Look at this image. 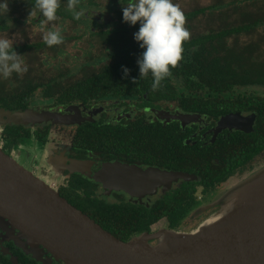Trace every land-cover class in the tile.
<instances>
[{
  "label": "flooded vegetation",
  "instance_id": "af4514ba",
  "mask_svg": "<svg viewBox=\"0 0 264 264\" xmlns=\"http://www.w3.org/2000/svg\"><path fill=\"white\" fill-rule=\"evenodd\" d=\"M93 1L77 5V11L82 13L78 20L73 18V14L69 15L71 11L67 5H60L57 19L48 22L45 28L54 31L53 24L58 21L63 42L49 47L44 39L32 35V26H42L44 22L34 7L32 12L36 14H30L34 4L26 0H8L7 14L0 15V27L4 25L6 28L3 27L0 34L8 36L4 38L13 43L28 71L22 75L13 73L7 79L0 78V109L47 111L64 119L18 124L0 121V149L17 162L16 156L22 152L33 158L31 169L18 163L46 183L50 180L48 184L62 197L115 237L101 222L115 228L113 221L109 222L100 214L97 221L90 215L97 212L96 208L113 218L110 206L130 204L149 208L153 204H161L157 210L161 217L150 223L149 230L136 231L131 237L170 228L193 231L218 209L214 205V197L225 190L228 181L262 160L264 149L235 168L223 166V159L227 162L230 154V135L252 133L256 112L228 110L215 118L211 109L205 113L184 109L183 97L156 100L145 92L131 94V86L127 84L125 87V80L121 78L112 84H103L105 78L108 80L109 68L106 66L111 61L125 60L129 56L134 58L143 49L133 39L139 22L132 26L122 22V7L131 0ZM67 23L76 32L72 36L65 35ZM82 39H86L87 44L80 49L83 50L81 53L67 51L70 42L77 44ZM129 47L133 51H127ZM96 72L102 76L100 83L89 81L93 80ZM238 112L246 116L255 115L251 128L248 125H243L244 128L219 127L223 116ZM185 115L193 118L184 121L181 117ZM222 139L226 141L223 150L220 149ZM176 140L178 144L172 142ZM167 141L176 148L167 149ZM215 144L218 150L216 155L211 154L212 163L223 166L227 175L219 182L205 185L193 168L196 158L189 157L193 155L188 151L202 150ZM239 147H243L241 139ZM209 154L210 150L207 156ZM73 163H79L81 170H74ZM108 164L134 167L139 171H182L194 178L191 181L180 179L158 193H129L110 188L98 179ZM230 169H233L232 173H229ZM174 193L178 200L175 201L178 207L176 215L180 217H176L178 222L171 227L168 217L175 212V207L169 210H163V207L174 205L168 198ZM149 242L155 245L157 240ZM0 264L65 263L0 216Z\"/></svg>",
  "mask_w": 264,
  "mask_h": 264
},
{
  "label": "water",
  "instance_id": "95a60500",
  "mask_svg": "<svg viewBox=\"0 0 264 264\" xmlns=\"http://www.w3.org/2000/svg\"><path fill=\"white\" fill-rule=\"evenodd\" d=\"M254 118L229 113L218 125L251 128ZM63 119L47 111L0 109L2 122ZM81 168L73 163L74 170ZM101 175L98 179L110 188L149 194L194 178L182 171H139L120 164L106 165ZM216 203L219 208L209 217L233 209L209 228H202L206 218L191 232L160 230L122 241L0 149V216L65 264H264V162L230 179Z\"/></svg>",
  "mask_w": 264,
  "mask_h": 264
},
{
  "label": "trees",
  "instance_id": "16d2710c",
  "mask_svg": "<svg viewBox=\"0 0 264 264\" xmlns=\"http://www.w3.org/2000/svg\"><path fill=\"white\" fill-rule=\"evenodd\" d=\"M26 1L35 4V0ZM89 2L90 0H79V4ZM67 3L68 0H60L62 6ZM206 13L210 18L216 15L225 16L227 25L219 27L215 31L205 30L204 33L194 35L183 42V59L175 68H170L171 75L161 82V86L157 90L154 91L151 87L152 77L150 75L139 79V66L136 61L140 53L134 58L129 56L125 57V60H114L108 66L105 65L107 69L109 68V72H107L109 81L105 78L102 83L112 84L114 80L121 78L125 80L123 82L125 87L127 84L131 86V94L145 92L151 99L156 100L181 99L183 97L184 109L201 113L211 109L215 113V118L228 110L255 111L257 118L252 133L230 135L229 142L232 145H229L228 163L226 159H223V166L228 165V169L229 166L235 168L250 161L255 154L264 149V96L263 91L256 89L259 87L264 89V0H218L214 5L184 13L186 23L191 22L200 14L205 15ZM72 14L71 11L69 15L72 16ZM3 27L6 28L3 25L0 30ZM137 30L138 28L135 32ZM127 51L133 50L129 47ZM122 65L130 70L127 77L123 75ZM111 72L114 74H110ZM101 77L100 73L96 72L93 80L89 81L100 83ZM133 77L136 78L135 83L132 80ZM242 89H250V91ZM110 90L114 91L111 88ZM239 139H241L243 147H239ZM172 142L178 144V140ZM172 142L167 141V149L176 148L171 145ZM224 143L226 144V141L222 139L221 150L225 148ZM209 150L210 154L207 156ZM217 150L218 146L215 144L202 150L188 151L193 155L190 156L188 153L189 157L196 158L193 168L201 176L202 184L212 185L227 175L223 166L212 163L211 154L216 155ZM262 162H264V155L261 161L254 164V167ZM254 167L237 173L233 177ZM232 172L233 169H230L229 173ZM176 193L168 197L175 206L172 204H167L166 207L162 206L163 210L175 207V212L168 217L171 227H174V224L178 222L176 217H180L179 214L176 215L178 210L176 207L178 200L174 196ZM159 206L161 204H153L149 208L130 204L110 206L109 211L113 218L95 207L97 212L90 215L97 221L99 214L104 219L108 218L106 220L109 222L113 221L115 228L101 222L104 228L110 230L121 240L129 241L137 237V235L131 237L136 231L149 230L150 223L161 217V213L157 212ZM169 230L180 231L175 228Z\"/></svg>",
  "mask_w": 264,
  "mask_h": 264
},
{
  "label": "clouds",
  "instance_id": "9594fccd",
  "mask_svg": "<svg viewBox=\"0 0 264 264\" xmlns=\"http://www.w3.org/2000/svg\"><path fill=\"white\" fill-rule=\"evenodd\" d=\"M121 2V0H119ZM79 0H68L67 7L73 12V18L79 19L82 13L77 11ZM122 7V22L130 26L139 22V28L133 33V39L143 49L137 58L139 79L152 77L151 87L155 91L161 82L171 75L170 68H175L183 59V42L190 38V32L185 27L184 12L172 0H131ZM38 10L44 18V23L57 19L60 0H35L32 8ZM8 0H0V15L8 12ZM44 43L51 47L63 42L59 30L48 31ZM122 67L125 77L129 69ZM28 71V66L13 47L9 39L0 38V78L7 79L13 73L22 75ZM136 82V78H132Z\"/></svg>",
  "mask_w": 264,
  "mask_h": 264
},
{
  "label": "rangeland",
  "instance_id": "374dc122",
  "mask_svg": "<svg viewBox=\"0 0 264 264\" xmlns=\"http://www.w3.org/2000/svg\"><path fill=\"white\" fill-rule=\"evenodd\" d=\"M98 1H101V0H98ZM216 1H218V0H172V2L175 5L179 6V8L184 13L189 12V11L194 10V9H197V8L207 7V6H210L212 4L214 5ZM224 1H230V0H224ZM230 9L232 10L231 7H230ZM230 18H231V16H230ZM226 21L227 20H226V17L225 16L216 15V16H213V17L210 18L209 15L206 13L205 15L200 14L195 19H193L191 22H188L189 24L186 23V21H185V27L190 32V37H193L194 35H198V34L204 33V31L205 30H208V29H211V30H214L215 31V29H217L219 27H224V26L227 25L226 24ZM57 22L58 21H56L53 24L54 31L60 29L59 26L57 25ZM47 25H48V23L45 24L43 22L42 26H38V27L37 26H32V35L35 38L43 39L44 35L48 32V29L45 28V26H47ZM49 31H50V29H49ZM75 33L76 32L72 31L71 30V27L67 23L66 24L65 35L66 36H68V35H71L72 36ZM63 35H64V33H63ZM15 36H16V34L13 35V37H15ZM4 37H8V36L7 35L0 34V38H4ZM65 43L62 44V46H64ZM86 44H87V40L86 39H82L77 44L70 42V46L69 47H66V49L70 53H79V52L81 53L83 50L80 51V49L85 48L86 47ZM256 89H258V91H263V96H264V89H262L261 87L256 88ZM242 90L250 91V89H247V90L246 89H242ZM16 159L18 160V162L20 164L25 165L27 168H29V169L32 168V165L31 164H32L33 158L26 157L25 154H24V152H22V154L20 156H16ZM47 183H50V180L47 181ZM225 189H226V185H225ZM224 192H225V190L222 191V192H220L216 197H214V201H215L214 202V205L217 206V203L216 202L223 195ZM217 207L219 208V206H217ZM188 232H191V231H188ZM149 243L151 245H154V244H152V242H149Z\"/></svg>",
  "mask_w": 264,
  "mask_h": 264
},
{
  "label": "bare ground",
  "instance_id": "6f19581e",
  "mask_svg": "<svg viewBox=\"0 0 264 264\" xmlns=\"http://www.w3.org/2000/svg\"><path fill=\"white\" fill-rule=\"evenodd\" d=\"M233 209V208H231ZM230 209V210H231ZM229 210V211H230ZM229 211L225 212L224 214L216 215V216H211L208 217L203 223H202V228H209L212 225H214L218 220H220L222 217H224ZM166 240V235L162 236V242H165Z\"/></svg>",
  "mask_w": 264,
  "mask_h": 264
}]
</instances>
